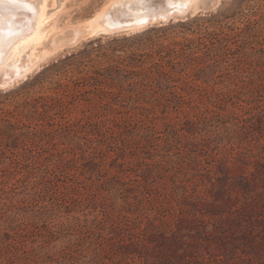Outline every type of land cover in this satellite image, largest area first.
Segmentation results:
<instances>
[{"label": "rangeland", "instance_id": "obj_1", "mask_svg": "<svg viewBox=\"0 0 264 264\" xmlns=\"http://www.w3.org/2000/svg\"><path fill=\"white\" fill-rule=\"evenodd\" d=\"M119 1L42 0L39 44ZM199 6L0 87V264H264V0Z\"/></svg>", "mask_w": 264, "mask_h": 264}, {"label": "bare ground", "instance_id": "obj_2", "mask_svg": "<svg viewBox=\"0 0 264 264\" xmlns=\"http://www.w3.org/2000/svg\"><path fill=\"white\" fill-rule=\"evenodd\" d=\"M199 2L150 0V3L140 4L136 0H120L118 8L99 12L100 15L91 19L87 27L71 26L62 29L55 24L50 37L40 44L39 35L47 27L41 14L42 0H32L25 5L5 2L0 5V87L26 79L43 60L86 35L119 30L135 32L158 21H170L177 14H186L191 7L199 9Z\"/></svg>", "mask_w": 264, "mask_h": 264}, {"label": "trees", "instance_id": "obj_3", "mask_svg": "<svg viewBox=\"0 0 264 264\" xmlns=\"http://www.w3.org/2000/svg\"><path fill=\"white\" fill-rule=\"evenodd\" d=\"M43 72V71H42ZM163 74V75H162ZM91 76V75H90ZM95 76V75H94ZM160 76H165V74H164V72H162L161 74H160ZM91 77H93V76H91ZM74 83V86L75 85H78V84H80V82L79 81H74L73 82ZM176 94L175 93H173V92H170V93H168V92H164L163 93V95H162V98L165 100V101H167V104H170L171 102H173V99H174V96H175ZM36 100H37V102L38 101H40V99L39 98H36ZM51 100V101H50ZM61 100V98H55V100H54V98L52 97V98H48V97H46V98H43V100L41 101V104H42V106L44 107V111L46 112V111H50V110H52L53 108H55V102H57V101H60ZM26 105H31V107L32 108H36L37 107V103H35V102H33V103H29L28 101L25 103ZM204 122H207L206 120H204ZM23 127L24 126H27V124H25V122H22V124H21ZM185 129L188 131V132H193L194 131V129H190V128H187V127H185ZM42 131V130H41ZM45 132V131H44ZM189 143H191V142H189Z\"/></svg>", "mask_w": 264, "mask_h": 264}, {"label": "snow or ice", "instance_id": "obj_4", "mask_svg": "<svg viewBox=\"0 0 264 264\" xmlns=\"http://www.w3.org/2000/svg\"><path fill=\"white\" fill-rule=\"evenodd\" d=\"M5 2L16 5H25L31 3L32 0H0V5H2ZM136 2L140 4H146V3H150V0H136ZM0 19H2V17H0Z\"/></svg>", "mask_w": 264, "mask_h": 264}]
</instances>
